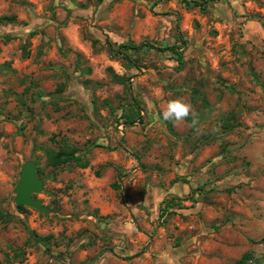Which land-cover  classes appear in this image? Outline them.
Wrapping results in <instances>:
<instances>
[{
	"label": "rangeland",
	"instance_id": "rangeland-1",
	"mask_svg": "<svg viewBox=\"0 0 264 264\" xmlns=\"http://www.w3.org/2000/svg\"><path fill=\"white\" fill-rule=\"evenodd\" d=\"M204 4L0 0V264H264V0Z\"/></svg>",
	"mask_w": 264,
	"mask_h": 264
},
{
	"label": "trees",
	"instance_id": "trees-1",
	"mask_svg": "<svg viewBox=\"0 0 264 264\" xmlns=\"http://www.w3.org/2000/svg\"><path fill=\"white\" fill-rule=\"evenodd\" d=\"M184 3H186V5H195V6H204V2H206L207 0H180ZM0 22H15V17L14 16H5L2 15L0 16ZM121 47L125 48V49H131V50H138V49H143L145 47H150V45H148L147 43H141V44H124V45H120ZM152 48V47H151ZM160 50H172L174 52H176L177 57H181V52L180 51H176L175 47L170 46V47H162ZM124 56L126 58H128V56L126 54H124ZM114 80L117 82H123L122 77H119L117 75H114ZM131 121H134L133 119H131ZM77 151L78 149L76 147H66V148H60L57 151H52V150H48L47 151V158L48 161L50 163V165L52 166H59L61 164H65L68 162H74L76 164H78L80 167H86L87 166V161L82 160L81 157L79 155H77ZM36 172L39 175V169L36 167ZM116 186V185H115ZM34 197H36V195H33ZM172 199H174L172 197ZM171 202L169 203L170 206ZM16 208L18 209L19 212H23L26 207L22 204H16ZM164 210V209H163ZM161 216V214H160ZM4 215L2 212H0V220L3 219ZM32 236L39 242H44V240H46L47 237H41L37 234H35L33 231H31ZM252 258V255L249 253L244 254L238 261V264H249V262L247 260H250Z\"/></svg>",
	"mask_w": 264,
	"mask_h": 264
},
{
	"label": "water",
	"instance_id": "water-1",
	"mask_svg": "<svg viewBox=\"0 0 264 264\" xmlns=\"http://www.w3.org/2000/svg\"><path fill=\"white\" fill-rule=\"evenodd\" d=\"M43 187V181L36 172L35 161L27 160L20 170L19 183L15 187V203L34 208L38 211L48 212L41 199L33 195L40 192Z\"/></svg>",
	"mask_w": 264,
	"mask_h": 264
},
{
	"label": "clouds",
	"instance_id": "clouds-1",
	"mask_svg": "<svg viewBox=\"0 0 264 264\" xmlns=\"http://www.w3.org/2000/svg\"><path fill=\"white\" fill-rule=\"evenodd\" d=\"M189 115H192L195 117V109L191 105V103L185 102L182 99H173L168 101L165 110L162 113L164 120H172L174 122H180L185 120ZM193 123H195V120H193ZM168 254L163 253L162 259H167ZM169 264H171V261H169Z\"/></svg>",
	"mask_w": 264,
	"mask_h": 264
}]
</instances>
